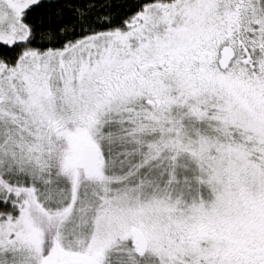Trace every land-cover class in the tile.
<instances>
[{
    "label": "snow or ice",
    "instance_id": "snow-or-ice-1",
    "mask_svg": "<svg viewBox=\"0 0 264 264\" xmlns=\"http://www.w3.org/2000/svg\"><path fill=\"white\" fill-rule=\"evenodd\" d=\"M0 264H264V0H0Z\"/></svg>",
    "mask_w": 264,
    "mask_h": 264
}]
</instances>
